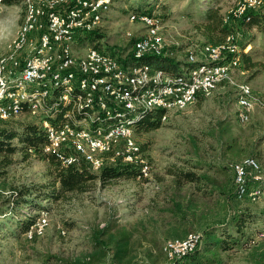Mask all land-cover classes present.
<instances>
[{
  "label": "rangeland",
  "instance_id": "obj_1",
  "mask_svg": "<svg viewBox=\"0 0 264 264\" xmlns=\"http://www.w3.org/2000/svg\"><path fill=\"white\" fill-rule=\"evenodd\" d=\"M138 1H112L99 25L103 35L99 41L101 49L125 56L130 52L131 42L145 34L143 24L129 21L133 14L130 6L137 5ZM238 1L146 0L145 7L154 4L155 14L160 18L158 33L164 52L168 58L180 62L179 69L183 72L189 52L199 60V48L207 42L199 28L205 22L200 12L211 6L219 8L220 15L225 17ZM22 10V0L11 3L0 0V51L14 38ZM234 28L240 44L250 46L247 54L255 65L246 70L240 61L232 68L230 80L217 85L209 96H198L184 110L171 112L159 128L149 133H134L143 146L142 157L151 168L148 178L142 181L115 179L105 184L97 181L85 193H66L54 201L42 200L41 206L49 211L43 234L31 241L24 234L20 241L13 235L7 237V241L0 240V264H62L87 261L88 257L95 264L93 233L108 225L112 228L110 233L116 237L124 231L131 234L128 264H171L162 252L163 243L181 239L174 234L181 237L184 234L182 229L173 231L177 219L170 211L169 200L174 195L181 202L189 195L199 206L191 224H187L188 232H200L198 217L202 208L209 215L208 219L227 216L230 211L215 193L204 198L194 184L182 182L181 187L175 186L178 173H205L225 182L231 175L226 170L227 165L245 158H254L261 166L262 193L255 200H243L237 206L251 212L254 218L249 234L264 228V34L256 28H240L239 25ZM156 67L162 65L153 64L152 68ZM241 84L248 85L256 98L244 122L237 116L238 85ZM31 123L30 116L21 115L9 121L7 127L19 133L23 126ZM21 147L20 138L14 137L0 152V215L7 211L13 191L27 189L33 196L51 189L53 181L47 161L41 156L26 154ZM30 213L37 211L28 209L21 218ZM0 222L10 232L18 233L15 221L5 217ZM61 230L66 231L64 236ZM95 256L102 264H112L109 256L105 260L102 255ZM215 264L253 263L246 251L233 247L221 250L220 261Z\"/></svg>",
  "mask_w": 264,
  "mask_h": 264
},
{
  "label": "built area",
  "instance_id": "obj_2",
  "mask_svg": "<svg viewBox=\"0 0 264 264\" xmlns=\"http://www.w3.org/2000/svg\"><path fill=\"white\" fill-rule=\"evenodd\" d=\"M110 5L111 0H22L17 32L0 51V121L30 116L46 133L43 152H56L67 145L76 155L63 163L70 164L80 156L92 172L118 161L132 164L139 168L135 180L142 181L148 178L151 168L134 137V122L139 117L125 118L115 126L97 127L92 131L87 120L99 114L110 117L113 108L129 113L163 109L166 114L161 122H164L171 112L184 110L198 96L207 97L217 85L229 81L232 68L239 65L242 54L250 46L242 47L234 31L218 45L203 44L198 51L199 60L189 52L187 68L178 77L146 65L128 70L108 52L76 47L74 36L98 28ZM262 5V0H239L224 22L244 21L249 10ZM129 21L139 22L146 28L145 34L131 47L135 57L167 56L158 33V15L131 14ZM238 89L237 116L244 122L256 98L248 85H238ZM58 108L65 110L64 121L54 127L49 118H55ZM85 109L92 113L88 119L78 120L77 115ZM230 169L238 185L249 175L254 180L263 178L261 166L254 158L231 163ZM261 193V189L255 188L249 197L255 200ZM46 215L47 212H41L27 230V238L43 234ZM60 233L64 236L66 231ZM257 237L264 240V228L258 231ZM200 238L198 232H191L183 239L166 240L162 252L174 264L191 253Z\"/></svg>",
  "mask_w": 264,
  "mask_h": 264
},
{
  "label": "trees",
  "instance_id": "obj_3",
  "mask_svg": "<svg viewBox=\"0 0 264 264\" xmlns=\"http://www.w3.org/2000/svg\"><path fill=\"white\" fill-rule=\"evenodd\" d=\"M3 3H11L13 0H1ZM113 0H111L112 3ZM217 1V0H213ZM263 5L256 10H249L245 15V20H236L224 22V17L219 13V8L207 7L200 12L205 22L200 24L199 28L202 36L207 41L206 43L218 45L222 43L228 34L237 31L235 26L240 28H256L260 33L264 34V0ZM147 5L146 0H139L137 5H131L130 10L135 15L149 14L155 15V6ZM77 48L93 47L100 51L108 52L115 56L120 64L128 70L139 69L144 65L150 67L152 70L161 69L170 77H178L183 72L180 71V62L172 60L167 56L161 55H143L135 57L130 49L125 56H117L112 50L105 51L101 49L99 41L103 38L100 32V27L88 32H79L74 36ZM97 43V44H96ZM134 41L131 42V47ZM242 47H245L242 45ZM241 61L244 68L250 69L255 64L251 60L249 54L245 53L241 56ZM160 63L162 67L152 68L153 64ZM187 68V64L185 66ZM184 71V70H183ZM151 83L146 87H150ZM64 111L58 108L55 113V118H49L52 126H59L64 121ZM112 115L110 117L102 116L101 114L92 117L88 121L89 129L92 131L97 127H111L123 122L124 119H133L138 116V120L134 122V133H149L160 127L161 118L165 116L166 112L163 109H154L139 112H126L118 109H111ZM92 113L90 109L83 110L77 115L78 120L87 118L88 114ZM88 119V118H87ZM11 121V120H9ZM9 121H0V152L6 149L8 141L14 137H19L22 143V151L30 155H38L43 157L52 174L51 189L41 191L37 195H31L30 190L21 189L13 191L11 199L8 203L6 212L0 215L1 218H9L16 222L17 234H14L5 228L4 224L0 222V240L7 241V237L13 235L17 241H20L21 234H24L28 241L36 239L38 236L33 234L32 238L26 237V232L29 227L35 224L41 212H49L47 208L41 206L42 200L54 201L59 197H63L66 193H85L90 190L93 183L100 181L101 184L111 182L115 179H129L134 180L139 175V168L132 164H125L118 161L115 164H104L98 173L92 172L86 160L77 156V160L70 164H64L63 161L71 155H76L72 148L67 145L62 146L56 152H43V145L46 139L45 131L35 124L33 121L30 125L23 126L19 133L15 132L12 127H7ZM5 127H1L4 126ZM137 141V140H136ZM141 150L143 146L140 144ZM13 148H10L12 152ZM31 149L33 152L29 153ZM231 164V163H230ZM230 164L227 165L226 170L230 171L231 175L227 177L225 182L219 181L216 177L208 174H197L193 171H183L178 173V178H175L174 184L177 187L182 186L183 183L194 184L197 191L201 192V196L208 198L215 193L222 201L228 205L230 211L227 216L209 218L206 210L202 208L198 232L201 236L197 247L188 255L175 261L174 264H215L220 261V251L229 250L233 247L241 248L246 251L248 259L253 264H264V240L257 237L256 234H249L252 221L254 220L251 212L245 209H239L238 204L243 200L253 201L249 197V193L255 188H261L263 180H254L253 175L246 177L243 184L238 185L234 182V176L230 169ZM182 179L181 181L179 180ZM58 186V188L56 187ZM171 210L173 216L177 219L174 230L182 229L183 236L174 234V237L185 238L189 233L187 231V224H189L195 216V209L199 208L194 203V200L189 195L184 196V202L175 199V195L171 200ZM204 206V204L202 205ZM201 207V206H200ZM28 209H35L36 214H26L23 218V212ZM191 224V223H190ZM186 227V229H185ZM231 229V230H230ZM111 226L101 228L93 233L92 250L95 254V264H102L100 258L95 255H102L104 260L109 256L112 264H128V259L131 253L129 244L131 234L124 231L118 237L111 234ZM259 231V230H258ZM197 232V231H195ZM115 238V239H114ZM85 260H75L73 262H64L62 264H94V262Z\"/></svg>",
  "mask_w": 264,
  "mask_h": 264
}]
</instances>
